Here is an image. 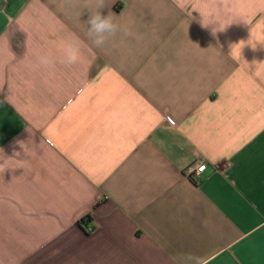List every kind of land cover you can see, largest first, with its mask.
Instances as JSON below:
<instances>
[{"label": "crops", "instance_id": "0c3cea01", "mask_svg": "<svg viewBox=\"0 0 264 264\" xmlns=\"http://www.w3.org/2000/svg\"><path fill=\"white\" fill-rule=\"evenodd\" d=\"M0 264H264V0H0Z\"/></svg>", "mask_w": 264, "mask_h": 264}, {"label": "clouds", "instance_id": "9594fccd", "mask_svg": "<svg viewBox=\"0 0 264 264\" xmlns=\"http://www.w3.org/2000/svg\"><path fill=\"white\" fill-rule=\"evenodd\" d=\"M101 8H103V6H101ZM99 9L91 11L86 21L87 35L98 48L103 47L110 38L115 37L116 34L121 31V26L114 22L113 14L109 12L106 16L102 15ZM223 29L224 27L218 26V28L213 29V34H215L217 30L222 31ZM239 54L241 55V50ZM80 58V48L74 40H68L62 45L60 49V59L63 63L74 65L79 62ZM36 61L39 66L50 69L55 67L56 56L51 52L38 53Z\"/></svg>", "mask_w": 264, "mask_h": 264}, {"label": "built area", "instance_id": "2783aa9c", "mask_svg": "<svg viewBox=\"0 0 264 264\" xmlns=\"http://www.w3.org/2000/svg\"><path fill=\"white\" fill-rule=\"evenodd\" d=\"M206 164H200L197 167L193 168L190 173L189 176L191 178H193L194 180H198L200 179V177L202 176V173L206 170ZM91 230V228L89 229Z\"/></svg>", "mask_w": 264, "mask_h": 264}, {"label": "trees", "instance_id": "16d2710c", "mask_svg": "<svg viewBox=\"0 0 264 264\" xmlns=\"http://www.w3.org/2000/svg\"><path fill=\"white\" fill-rule=\"evenodd\" d=\"M90 222V217H88L87 219H84L83 221H82V224L84 225V226H87V223H89Z\"/></svg>", "mask_w": 264, "mask_h": 264}]
</instances>
